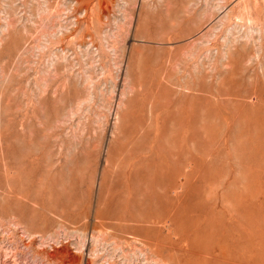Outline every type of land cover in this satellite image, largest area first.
I'll return each mask as SVG.
<instances>
[{"label": "rangeland", "instance_id": "374dc122", "mask_svg": "<svg viewBox=\"0 0 264 264\" xmlns=\"http://www.w3.org/2000/svg\"><path fill=\"white\" fill-rule=\"evenodd\" d=\"M0 264H264V0H0Z\"/></svg>", "mask_w": 264, "mask_h": 264}]
</instances>
